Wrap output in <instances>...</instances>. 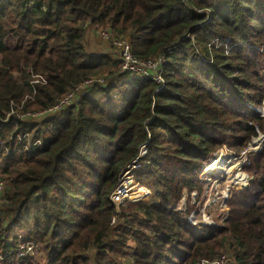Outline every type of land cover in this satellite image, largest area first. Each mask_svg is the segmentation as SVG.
I'll use <instances>...</instances> for the list:
<instances>
[{"label":"trees","instance_id":"16d2710c","mask_svg":"<svg viewBox=\"0 0 264 264\" xmlns=\"http://www.w3.org/2000/svg\"><path fill=\"white\" fill-rule=\"evenodd\" d=\"M97 28L143 62L164 57L162 90L98 51ZM94 78L103 83L48 112ZM263 101L264 0H0V264H200L227 253L264 264V144L229 220L192 225L179 209L185 192L202 198L203 166L222 148L240 153L264 132ZM138 158L135 190L153 203L117 207L111 196ZM21 245L36 255L20 258Z\"/></svg>","mask_w":264,"mask_h":264},{"label":"built area","instance_id":"2783aa9c","mask_svg":"<svg viewBox=\"0 0 264 264\" xmlns=\"http://www.w3.org/2000/svg\"><path fill=\"white\" fill-rule=\"evenodd\" d=\"M94 33L96 34V37L99 39L100 42L109 44L115 50L114 53H116L117 55L113 53V57L120 60L123 72H128L131 74H136V75H140V76L147 77V78H152L153 80L156 81L157 84L160 85L158 91L162 90L163 85H164V78H163V64L165 62L164 57H158L152 61L143 62L137 59L133 55L132 46L128 39L118 36L112 30H105L101 28L94 29ZM106 53H110L112 55V52H106ZM227 54H228V51H227ZM95 83H103V79L94 78V79H90V80L84 81L76 85L71 92H69L64 98H62L58 103H56L52 108H50L48 112L56 113V112H59L67 108L68 106L73 104L80 95H82L87 90H89V88L92 87ZM254 110L257 114H259L261 118H264V101L261 105V108L259 109L256 108ZM46 113L47 111H42V112L35 113V114L28 113L27 117L28 118L40 117V116H44ZM24 117L25 116L20 117L21 120H23ZM28 136H29L28 134H25L24 136L19 134L17 136V139L19 141H22L24 139H28ZM263 144H264V133H261L257 129V136L251 140V142L248 144L245 150H243L240 153H235L231 151L230 149H228L227 147H224L219 151V153L209 163L203 166L202 181L204 183L205 190H204V195L202 196V200H204L203 197L205 196L207 197L205 198L204 201H202L204 208H206L207 206L211 204L217 203L218 205V203L220 202L219 199H217V201H214L215 198H211L209 191H206L207 186L212 188L213 184H216V182L220 183L222 181L229 180L230 186H227L225 191L223 192V194H225L224 195L225 198H223L224 203H226L225 201L228 200V198L226 197L234 187L241 188V189L248 188V186L250 185L249 182H251L252 177L247 175L243 171V168L245 167L244 168L245 170L251 166L252 155L259 153ZM1 146H2V141L0 140V148ZM40 146H41L40 141H36L35 143H33V148H38ZM217 159L221 160V164L217 165L215 168L210 170V165ZM138 162H139V158L134 160L132 164L129 165L126 168V170L122 173L120 177V181H119L120 185L117 187V190L119 189V187L124 181H129V180L131 182L133 181L132 179L134 178V173L139 167ZM236 164L239 165V168L236 170V172H233L230 169ZM238 172L241 174V178L237 182L233 183V178L237 176ZM240 182H243L244 185L240 186L239 185ZM4 188H5L4 184L0 181V205L1 206H3V204L7 202L6 199L3 198ZM116 191H114L113 193L114 195ZM232 194L233 192H230L228 197L232 196ZM114 195H112L111 200L114 203L115 202L121 203L122 200L118 202L117 198H114ZM187 198L188 196L186 198H183L180 204L181 207H179V209L187 212L189 210V205L190 206L192 205L191 206L192 208L194 207L192 212H190V215L188 218V221L192 225H204V226L216 225V222L213 221L210 215L204 212V208H203V211L197 209L198 205L201 203V201L198 202L197 192L191 193L192 202L190 204H187ZM208 202H211V204H208ZM182 205L184 207H182ZM228 215L229 214L227 213L226 215L227 220H228ZM227 220L223 218L224 222H226ZM16 252L18 253V256L20 258H24L27 256H35L37 253V250L32 245H21L18 249H16ZM3 258L4 256L0 255V261ZM200 264H211V263L204 259L200 262ZM214 264H237V262L232 257V255L227 254V255H224L220 259V261Z\"/></svg>","mask_w":264,"mask_h":264},{"label":"rangeland","instance_id":"374dc122","mask_svg":"<svg viewBox=\"0 0 264 264\" xmlns=\"http://www.w3.org/2000/svg\"><path fill=\"white\" fill-rule=\"evenodd\" d=\"M92 43H93V45L97 48V50L98 51H101V52H112V57H113V53L115 52V50L109 45V44H107V43H104V42H100L99 41V39L96 37V34L94 33L93 34V41H92ZM114 54H116V53H114ZM117 55V54H116ZM113 58H115V57H113ZM116 59V58H115ZM259 108H261V106L260 107H258V109ZM39 112H42V111H32V112H29L30 114H35V113H39ZM33 116V115H32ZM48 117V116H47ZM33 120H36V121H39V120H42V119H44L45 117H43V116H40V117H31ZM264 119V118H263ZM259 131L261 132V133H264L262 130H260L259 129ZM143 150H145V147H142V150H141V154H142V151ZM141 157H143L142 155H141ZM128 167V166H127ZM126 167V168H127ZM126 168L123 170V172L126 170ZM139 168V167H138ZM137 168V169H138ZM245 168V167H244ZM244 168H243V171L247 174V175H249V176H251L247 171H246V169L244 170ZM137 171V170H136ZM135 171V172H136ZM122 172V173H123ZM235 172V171H234ZM135 174V173H134ZM122 175V174H121ZM252 177V176H251ZM240 178H241V174L238 172L237 173V176H236V178H235V181L234 182H236V181H238V180H240ZM133 181L131 182L130 180L129 181H124L123 183L125 184L126 182H128L127 183V185H126V189L128 190V191H130V194L128 193V192H117V194L116 195H114V194H112V195H114V198H117V200H118V202H120V200H122L121 201V203H116L115 202V204L117 205V207H120L121 205H123V204H125V203H136V202H139V201H141V200H144V201H146L148 204H151V203H153V198H150V197H148V198H144L141 194H139V193H137L136 192V190H135V180H134V178L132 179ZM119 181H120V179H119ZM249 184H250V182H249ZM120 184L118 183V185H117V187L119 186ZM240 186H243L242 184H239ZM227 186H230V182H229V180H225V181H222V182H220V183H217L216 182V184H213V186H212V188H210L209 186H207V190L206 191H209V194H210V196H211V198H215L214 199V201H217V199H219L220 200V202L218 203V205H217V203L216 204H211V202H208V204H211V205H209V206H207L206 208H204L203 206V202L202 201H204L205 200V198H207L206 196L205 197H203L204 198V200H202V198H198V202L199 201H201V203L198 205V207H197V209L198 210H201V211H203V208H204V212L205 213H207V214H209L210 215V217L213 219V221L214 222H216V224H219V225H222L223 224V218L224 219H226L227 220V217H226V215H227V213L229 214V207H228V205H227V202H228V200L232 197V196H229L228 197V195L230 194V192H233V194H234V192L235 191H240V190H243V189H241V188H236V187H234L230 192H229V194L227 195V197L226 198H228V200L227 201H225L226 203H224V199L223 198H225L224 197V195L225 194H223V192L225 191V189H226V187ZM117 187H116V189L114 190V191H116L117 190ZM132 188V189H131ZM136 193V194H138L137 195V197L136 198H138V199H134V195H133V193ZM114 193V192H113ZM232 194V195H233ZM140 196V197H139ZM188 196V198H187V204H190L191 202H192V199H191V194H188V193H186L185 192V196H184V198H186ZM112 197V196H111ZM141 198V199H140ZM134 199V200H133ZM214 201H212V202H214ZM183 206V205H182ZM192 206V205H191ZM181 207V206H180ZM184 207V206H183ZM2 209V206L0 205V210ZM194 209V207L192 208H190L189 210H191V212H192V210ZM230 219V214L228 215V220ZM198 220H200V219H198ZM228 254V253H227ZM227 254H224V255H227ZM224 255H222V256H224ZM222 256H221V258H222ZM221 258H218L217 260H215V261H212V262H210V261H208V262H210L211 264H214V263H216V262H218V261H220V259ZM125 264H131V262H130V260L129 259H127L126 261H125Z\"/></svg>","mask_w":264,"mask_h":264},{"label":"bare ground","instance_id":"6f19581e","mask_svg":"<svg viewBox=\"0 0 264 264\" xmlns=\"http://www.w3.org/2000/svg\"><path fill=\"white\" fill-rule=\"evenodd\" d=\"M214 161V160H213ZM221 164V160L220 159H217V160H215L211 165H210V170L211 169H213V168H215L217 165H220ZM239 168V165L238 164H236L235 166H233L230 170H232L233 172L235 171L236 172V170ZM236 178V177H235ZM235 178H233V183H234V181H235ZM127 183L128 182H126L125 184L124 183H122L121 184V186L119 187V189L116 191V194H117V192L119 193V192H128L129 194H130V191H128L127 189H126V185H127ZM131 195V194H130ZM183 207V206H182Z\"/></svg>","mask_w":264,"mask_h":264},{"label":"water","instance_id":"95a60500","mask_svg":"<svg viewBox=\"0 0 264 264\" xmlns=\"http://www.w3.org/2000/svg\"><path fill=\"white\" fill-rule=\"evenodd\" d=\"M146 153V149L142 151V156L144 157Z\"/></svg>","mask_w":264,"mask_h":264}]
</instances>
